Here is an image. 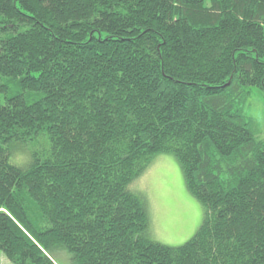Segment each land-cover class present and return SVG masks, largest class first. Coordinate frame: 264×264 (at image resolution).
<instances>
[{
  "label": "trees",
  "instance_id": "1",
  "mask_svg": "<svg viewBox=\"0 0 264 264\" xmlns=\"http://www.w3.org/2000/svg\"><path fill=\"white\" fill-rule=\"evenodd\" d=\"M252 88L264 92V0H0V251L264 264ZM161 154L203 208L177 247L150 237L132 187Z\"/></svg>",
  "mask_w": 264,
  "mask_h": 264
},
{
  "label": "rangeland",
  "instance_id": "2",
  "mask_svg": "<svg viewBox=\"0 0 264 264\" xmlns=\"http://www.w3.org/2000/svg\"><path fill=\"white\" fill-rule=\"evenodd\" d=\"M246 112L255 120L264 139L263 91L251 89ZM10 159L15 162L13 155ZM132 187L146 201L149 234L153 240L177 247L195 234L202 222L203 208L185 187L180 167L172 155H157ZM54 258L58 264H71L66 253L54 254ZM0 264H12L1 251Z\"/></svg>",
  "mask_w": 264,
  "mask_h": 264
}]
</instances>
